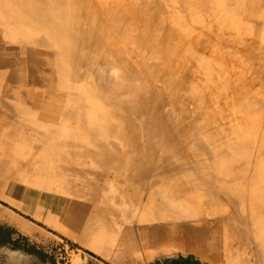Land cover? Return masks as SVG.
<instances>
[{
  "label": "rangeland",
  "instance_id": "rangeland-1",
  "mask_svg": "<svg viewBox=\"0 0 264 264\" xmlns=\"http://www.w3.org/2000/svg\"><path fill=\"white\" fill-rule=\"evenodd\" d=\"M7 1L9 2V0ZM60 1H62V7L56 3L59 10H66L69 13L80 11L82 14L87 15V17L81 16L79 18L86 23L82 22L81 24H74V26L71 27L72 29L69 28V30L66 29L65 32H62L60 29H63L66 26H69L72 22H75L72 20L70 23L69 20L66 21L65 19L64 21L66 22L63 23H66V26L62 24L63 26L60 27L59 23L56 24V34L50 36V34L43 29L45 25H42L40 21H34L36 25H31L28 29L24 28L27 34H18L20 37L21 35H24L28 44L33 46L35 43L38 48H36L37 50L44 51L53 57V69L56 74L54 75V72L48 71V68L50 67L49 65L44 67L41 72V75L44 76L46 80L52 78L54 79L52 84L54 85L53 89H51L49 94L47 93L43 95L34 93L30 95L29 98L23 97L24 101L26 100V105L24 104V113H11L6 110L0 112V227H6L13 231L14 234L12 238L18 242L17 248L11 244H0V264H181L186 259H190L189 261L195 264H209V262L202 259L195 252H183V245L177 248L167 246L162 248H151V246H147L146 242L142 238L146 235V233L143 234L142 231H147L145 228L148 229L149 226L157 225L159 222L157 221L148 224L146 215H150L153 213L152 211L156 212L158 210H153L151 208L146 209L148 210H145L146 213H142V205H134L133 207H129L124 210V213H116L119 211L118 204H122V199H124V197H121L124 190V183L119 180L121 178L113 177V173H108L109 166L106 165V161L109 160L110 156L106 157L105 155L95 159L94 157H84V155L89 154V149H104L108 148L106 146L109 145H121L124 132H121L117 128V121L114 118L112 119V115L121 112L120 109L117 108L127 105L126 101L130 100L129 98L131 95L137 97L136 95L138 92L142 94L143 91H149L153 85L158 84V87L163 88L169 84L167 89H163L166 93H169V89L172 91L173 89L176 91L179 90L178 94L182 97L181 102L183 103L181 108L188 111H194L196 104L199 103V100L193 99V93L186 92L193 86V82L190 79L191 77L192 79L195 78L192 73H195L196 76L201 74L206 79V76L208 77L206 73L211 74L212 72H218L216 69L219 68V73H216V75H220H212L214 79L216 78L215 81H218L219 83L225 79H230L229 81L233 82L231 78H233L236 74L242 73L246 79H251L253 83H255L254 88L250 89L249 93L250 97L252 96L251 98L253 101L258 99L256 102H259L260 98V104L261 99L264 98V47H261L264 46V0H213L211 3L208 2V5L206 3V5L203 4L204 0H132L134 1V4L135 2L138 4L140 3L137 9H132L133 6H128V3L129 5L132 4L129 1H126L123 9L121 11L117 10L115 14L110 17H106L108 14H104L102 9H100V13H98V9L96 7H92L89 3H85L81 0ZM234 1H236V3ZM238 1H241L242 4ZM5 2L6 0H0V14L2 15V21L0 18V32L7 29V21H9L8 19L10 17L1 12L2 10H7L6 8H9L8 3L2 5ZM159 2L161 3L160 5ZM168 3L170 4L169 6ZM176 5H178L180 9ZM222 5L224 8H222ZM191 6L195 10L191 8ZM170 7L172 10L174 9L176 14L170 10ZM186 8H188V10ZM197 8L200 9L198 10ZM182 9L184 11H182ZM124 10L127 12L129 11L131 14V17L126 20L119 17ZM185 10L190 13H186ZM88 11L92 15H88ZM209 11H211L210 13L214 11L213 13L215 15H211L208 13ZM231 11H234V14L236 15L235 21H232V19L231 21L230 19L228 20L229 24L232 23L233 26L228 25L226 20L221 21V19L224 18V15L227 17L233 14ZM180 12H182L181 16ZM200 12L204 13L205 16L216 19L220 22L218 25L221 30H219V32L215 35L217 38L213 35L211 39L209 35L206 37L207 39H205L207 41V47H201L202 49L199 47L201 52L204 50L202 52L204 54V58L208 55H212L213 57V54L216 55V57L218 56V60L213 57L214 62L212 64H214L215 70L209 71L208 68L201 69V67L195 70H190L188 67L186 68L187 73L189 72L188 74L185 73V71L183 77L176 78V73L173 69L167 67L166 65L163 66L165 64L164 55L159 51L150 52V50L147 49H149L148 47L151 41L156 42L155 38H152V36L155 37L157 34L160 36V34L162 35L165 31L171 28L174 31V36L173 34L171 35L172 37L170 38L172 39H170V42L168 41V43L171 44V47H176L179 41L176 38L178 34L175 33V28H173V26H177L179 23L186 21L188 24L186 25L184 23L186 27L185 32L189 31L190 33V29H192L191 25L193 26L196 24L198 26V24H200L199 19L196 18L197 14H194ZM215 12L217 13V17ZM166 13H171L172 18L176 20L171 17H166ZM239 13L242 15L240 16ZM174 14L177 16H174ZM26 15L28 16L29 14L26 13ZM156 15L162 19L158 20ZM100 18H107L108 22L102 21ZM156 18L157 20H154ZM138 19L142 21H139ZM238 19H240L241 22ZM233 22L235 24L238 22V24L235 26ZM246 23H251L250 26L247 24V27L250 28L245 27ZM13 24L16 26H23L21 19L18 18L13 21ZM89 24H92V26ZM252 25L255 28L259 27L261 34L259 29H254ZM88 26L92 28L91 33L87 34L81 32L82 29L87 28ZM156 27L159 28V30ZM227 27L230 28V31ZM252 27L253 29L251 30ZM227 29L229 32L225 31ZM157 30L160 33H157ZM12 31L14 32L13 29ZM220 31L223 33H220ZM257 31L260 35L257 34ZM251 33L253 34L251 35ZM219 34L223 36L219 37ZM232 34L237 37L231 36ZM113 35L116 38L114 42L112 40ZM240 37L242 40L241 42L239 40ZM11 39L13 38L9 36H6L5 39L0 38V44H4L7 50L12 51L17 44H15V39ZM213 39H215V41ZM222 39L224 40L222 41ZM235 40H237V42ZM41 41L49 42L50 45L45 47L39 46V42ZM120 43L125 45L123 50L124 55L118 54L112 49L114 44ZM216 43L218 46H215ZM239 43H241V45ZM259 45L260 48H258ZM215 47H217V49ZM210 51L212 53H210ZM246 51H249L250 53L247 54ZM176 54L177 53L171 52L170 56L167 58L172 61L182 59L183 56L179 54L176 56ZM198 54H193L194 58L191 61L192 66H194L193 63L195 62V59H199L197 57ZM179 56H181V58ZM212 57L209 56L207 59L199 60L206 64H210V62H212L210 61ZM230 61L232 63H230ZM44 62H47V59H45ZM227 62L230 64L229 67L226 68L225 65ZM160 63L161 65L163 64L162 69H160ZM217 63L219 66L216 65ZM129 65H133L134 70L126 74L125 68ZM236 67H238V69ZM221 68L225 69V71ZM56 69H59L61 73L56 72ZM98 69L104 71L106 75L108 73H113L112 76L115 75V81L120 79V82L118 84L113 83L114 81L112 80V82L110 79V77L112 78L111 74H108L109 77H106L105 80L108 88L105 85L99 84L95 73ZM114 70H117L119 73L114 74ZM205 70H207V72H205ZM3 73H5V70L0 68V74ZM229 74H231L230 77ZM165 79L171 83L168 81H166L168 83H165ZM175 79L179 80L176 81ZM205 79L202 83L204 86L210 87L214 83L212 80H209V82L208 79L207 81L209 83L205 82ZM181 81H184L185 84H180ZM4 83L6 85V81L4 82L2 80L1 82L0 80V85H3L2 87L5 86ZM148 84L149 86L152 84V86L149 88V86H147ZM14 88L17 89L16 87ZM187 88L189 89L187 90ZM56 90L59 93H62V95L67 94V96H75L77 98L71 99L70 101H73L72 103L64 96L60 99L58 98L57 100L60 102L57 103L58 101L54 97ZM216 90V93L220 92L221 94H225L222 87H219ZM221 90L223 91L221 92ZM154 98L156 101L159 100L157 94L154 95ZM106 99L110 100V104L106 102ZM16 103L17 101L12 103L6 98L0 99V107H4L6 105L11 107L10 105L12 104L15 107ZM36 103H39L40 105H36ZM239 104L240 103H233L228 106L227 110V107H225L224 112L225 110H229V112L226 113H232L233 116L235 115V119L238 118L233 126L240 125L237 122L239 118H242L240 120H243L244 122L247 121L245 125L243 124L241 126L242 129L230 126L226 121V113L224 114V117L222 115L224 113L222 110L218 112V118H216V122L212 123V125H228L230 135H241L245 132L248 133L246 128L251 131L249 119L252 118V116H246V111H244L242 103V106ZM50 105H60L63 109L67 107L79 109V107L87 106L89 108L88 112L90 113L86 114L88 113L87 111H79L76 115L77 118L71 120H68L67 116H61V119L59 120L65 123L60 125L59 123H54V120L59 122L57 115L51 117V112L48 113L44 111L46 108L50 107ZM255 105L257 104H254L255 109H259L258 107H260V105H257V108ZM163 110L164 109L160 107L159 112H163ZM213 110L216 112L217 107L214 106ZM235 111L236 113H234ZM94 112H96L95 115ZM46 114L52 120H50ZM35 117L36 119H34ZM135 119L138 121L139 116ZM245 119L247 120L245 121ZM253 119L254 118H252L251 121ZM34 120H37V124L40 123L39 120H41V124L39 126L36 123L33 124ZM96 120H99V122ZM100 122V126L103 124L102 127L98 126ZM94 123L98 124H95L97 127L95 128V131L91 133L88 129L94 126ZM166 123L169 125L168 121H166ZM180 123L186 125L187 119L182 118ZM43 124L48 126L49 130H53L50 131L51 133H56L53 135L47 132L48 128ZM52 124L55 126L52 127ZM9 125H11V127ZM21 125L22 127H20ZM104 125L106 127H104ZM35 126L38 130L35 129ZM40 126L41 128H39ZM257 126L252 127L254 129L257 128V131L259 130V132H263V125ZM56 129L59 130L57 131ZM72 129L75 130V133L88 131V135L86 137H80L79 135L72 139V142L78 145L77 147L72 145H70L71 147L69 145L57 146V140H61L68 134L72 133L74 131ZM98 130L103 133H99L100 131L97 133ZM43 131L45 133L44 135H42ZM59 133L62 134L60 135ZM187 133L189 134L190 132ZM146 136L147 134L145 137ZM201 136H196V140L203 143L205 142L204 144L208 146L207 142L204 139L202 140L203 135ZM245 136H241V145L233 153L232 160H234L233 162H236L237 165L242 163L241 157H244L247 153L242 144H248L252 147L254 146L255 148L256 146L258 147L259 145H264V137L259 136L251 138V140L247 134ZM47 137L50 139H47ZM42 138L46 141L47 145ZM143 140L145 139H142V141ZM198 145L200 146L199 143ZM81 147H86L88 152H84ZM240 150H242V153ZM196 152L198 154L200 152H204L209 156V160L215 151L209 148L205 151L197 148ZM260 152L261 151L259 150H255L254 152L252 151L251 154L253 153V156L249 161L250 165L243 163V166H250L249 168L251 169L255 164L258 165L260 157L264 158V150L261 153ZM145 154L148 155L147 158L150 156L152 163L162 164L160 150H156L151 153L146 151ZM184 157H186L185 154ZM229 160L226 159V161H224L225 163L218 165L223 168H227V166L230 165ZM259 165L262 166V169L260 170L264 176V163L263 165ZM247 173L248 172L245 174ZM259 183H264V177L260 178ZM8 186L15 187L21 191V193H19L21 196L19 197H23V195L27 194L26 201H16V199L15 201L13 200V202L10 201L5 194L8 190ZM113 188L114 192L112 190ZM112 208L115 211L110 212L109 210H112ZM139 212L141 213L139 214ZM25 249H31L35 254L27 253ZM213 264L226 263L220 261ZM259 264H264V260H262Z\"/></svg>",
  "mask_w": 264,
  "mask_h": 264
},
{
  "label": "bare ground",
  "instance_id": "bare-ground-1",
  "mask_svg": "<svg viewBox=\"0 0 264 264\" xmlns=\"http://www.w3.org/2000/svg\"><path fill=\"white\" fill-rule=\"evenodd\" d=\"M81 1H84L85 3H89L92 7L93 6L96 7L98 9V13H100L99 10L102 9L104 14H108L106 15V17H110L111 15L115 14L117 10L121 11L123 9V6H125L124 3L126 1H129L132 4V5H129L128 3V6H133L132 9H137L140 4L136 2L134 4V1L132 0H81ZM212 1L213 0H204L203 4L205 3L207 4L208 2L211 3ZM160 2H159V5L161 4ZM234 2L236 3V1ZM238 2L241 3V1H238ZM7 3H8L9 8H6L7 10H2L1 12L7 14L10 17L8 19L9 21H7V25H8L7 29L3 32H0V38L5 39L6 36L12 37L13 39L11 40L15 39L16 40L15 44H17V46H15L14 50L10 51L6 49L4 44H0V68H3L5 70V73L0 74V77H1L0 80L1 82L2 80L4 82L6 81V85L4 83L5 85L4 87H2L3 85L2 86L0 85V99L6 98L10 100L12 103L14 101H17V103L15 107L13 106V104L10 105L11 107H8L9 105L8 106L6 105L7 107L6 106L0 107V112L6 110L8 112L10 111L11 113L12 112L24 113L25 112L24 104L26 100L24 101L23 97L29 98V96L34 93L43 94V95L47 93L49 94L51 92V89H53L54 87V85H52L54 79L52 78V79L46 80L45 77L41 75L42 69L49 65L50 67L48 68V71L54 72V75L56 73L53 69V61H54L53 57H51L50 54L44 51L37 50L38 48L36 47L35 43L33 46L28 44V42H26L27 39H25L24 35L23 36L21 35L20 37V35L18 34H27L25 29L30 28L31 25L33 26L35 24L34 21L36 22L40 21L42 25H45L43 29L46 32H48L51 36V35L56 34V27H57L56 24L59 23L60 24L59 26L62 27L63 26L62 24L64 25L66 24L63 22H66L69 20L71 23V21L74 20L75 21L74 23L72 22L71 24H69V26L65 25L66 26L65 28L60 29L62 32H65L66 29L69 30V28L73 27L74 24H81L82 22L86 23L85 21H82L79 18L81 16L87 17V15L82 14L80 11L69 13L66 10H59L56 3H58L61 6L62 1L60 0H52V1L51 0H9V2L6 0V2L2 5H5ZM169 5L170 4L168 3V6ZM171 7L174 8L173 6ZM171 7H170V10H172ZM191 8L193 7L191 6ZM222 8H224V6ZM74 9H77V8H74ZM186 9L188 10V8ZM172 11L175 12L174 9ZM182 11L184 10L182 9ZM25 12L29 15L27 16ZM122 12L123 13L120 14L119 17L122 18L123 20H126L127 18L131 17V14L129 11L127 12L124 10ZM210 12L211 11H209L208 13ZM213 12L214 11H212V13L210 14L211 15L214 14ZM231 12L233 14L230 13L231 15L229 16L226 15L227 17H225L224 15V18H222L221 21L226 20V23L228 22L229 19L230 21L231 19L232 21H235L236 15L234 14V11H231ZM189 13L190 12H188V14ZM204 13H201V12L194 13V14H197L196 15L197 17L196 16L195 17L199 19L200 24H198V26L196 24H195L196 26L193 25L195 28L191 25L192 29L189 28L190 33L189 31L185 32L186 27L184 23L186 25L188 24V22L186 21L179 23L177 26H173V28H175V33L178 34L176 38L179 41V43L176 47H171L170 46L171 44L168 43V41L170 42V39H172L170 38L172 37L171 35L174 33L172 28L165 31L162 35L160 34V36L158 34L155 37L152 36V38H155L156 42L151 41L148 47L149 49L147 50H150V52L159 51L160 53H162L164 55V62H165V64L164 65L162 64V65L163 66L166 65L167 67L173 69V71H175L176 73V78L183 77L184 74L187 73L186 68L188 67L190 70H195L199 67H201V69L208 68L209 71L215 70L214 64H212L214 62L213 57L218 60V56L216 57V55L214 54H213V57L212 55H208V56L206 55L207 57L209 56L212 57L210 59V61L212 62L209 61L210 64H206L203 61L199 60V59H202V60L207 59V57L204 58V54L202 53L204 50L201 52L200 48L207 47V44H206L207 41L205 40L207 39L206 38L207 36L210 35L212 39V36L213 35L215 36L219 32V30H221L218 25V23L220 22H218V20L216 19L205 16ZM87 14L92 15L89 11L87 12ZM175 14L174 16H177ZM181 14L182 12H180V16ZM239 15L241 16L242 14L239 13ZM156 17L158 18V20L162 19L158 17V15H156ZM166 17L172 18L171 13H168V14L166 13ZM216 17H217V13H216ZM0 18L2 21L1 14H0ZM17 18L21 19L23 26H16L15 24H13V21L16 20ZM157 18L154 20H157ZM65 19L66 21H64ZM100 20L108 22L107 18H100ZM138 20L142 21L140 19ZM238 20L241 22L240 19ZM227 24L232 25V23L229 24V22ZM236 24H238V22ZM247 24L248 23H246V26L244 24V26L247 27ZM250 24H248V26H250ZM89 25L92 26V24H89ZM253 27L251 28V30L253 29ZM247 28H250V27H247ZM12 29L14 30V32L12 31ZM157 29L159 30V28ZM228 29L230 31V28ZM228 29L225 31L229 32ZM254 29H259V27L258 28L254 27ZM91 31H92V28L90 26L81 30V32L87 33V34L91 33ZM221 32L222 31H220V33ZM259 32H260V29H259ZM259 32L257 34H259ZM157 33H160V32L158 31ZM252 34L253 33H251V35ZM221 36L223 35L219 34V37ZM231 36L234 37L235 35L232 34ZM241 37L239 39L240 42L242 41ZM224 39H222V41ZM112 40L113 42L116 40L114 35L112 36ZM213 40L215 41V39ZM235 41L237 42V40ZM39 44H40L39 46H43V47L50 45V43L46 41H41L39 42ZM239 44L241 45V43ZM216 45L217 43L215 44V46ZM261 47H264V46H261ZM124 48H125V45L122 43L114 44L112 46V49L116 53L122 54V55H124L123 54ZM215 48L217 49V47ZM258 48H260V45L258 46ZM171 52L177 53L176 56L178 54L183 56L182 59H178L176 61L169 60L167 57L170 56ZM197 52L198 53L200 52V53L198 54ZM195 53L198 54L197 57L199 59H195V62L193 63L194 66H192L191 61L194 58L193 54ZM210 53L212 52L210 51ZM246 53L249 54L250 52L246 51ZM181 56L179 57L181 58ZM45 59H47V62H44ZM230 63L232 62L230 61ZM230 63L229 62L226 63L225 65L226 68L229 67ZM162 65L160 63V66H161L160 69H162ZM216 65H218V63ZM236 68L238 69V67ZM56 70H57L56 72L61 73L59 69H56ZM133 70H134L133 65H129L128 67L125 68L126 74H128L129 72H132ZM216 70H218V72H215V73L212 72L211 74L209 73L210 75L206 73V75H208V77L206 76V79L201 74L199 76H196L195 73H192V75L194 74V78H195V79H192L191 77L190 79L193 82L192 83L193 86L189 91H186V92L193 93L194 94L193 99L199 100V103L196 104V108L194 111H188L186 109L181 108V105L183 103L181 102L182 97H180V95L178 94L179 90L176 91L173 89L172 91L169 89V93H166L163 91L164 88L167 89L169 84H167L168 86L163 87V88L158 87L157 86L158 84L153 85V86L151 84L150 86L152 87L150 88L148 84L147 86H149L150 88L149 91H143L142 94L138 92L136 95L137 97L131 95V97L129 98L130 100L126 101L127 105H123L122 107L120 106L117 108V109H120L121 112L112 115V119L114 118L117 121L116 123L117 128L121 132H124V137L121 140V145H118V146L109 145V146H106L108 148H104V149H99V148L89 149V154L84 155V157H90V158L94 157L95 159H97L98 157H103L105 155L106 157L110 156L109 160L106 159L107 160L106 165L109 166L108 173H113V177L121 178L119 180L124 183L123 184L124 190L121 196V197H124V199H122L123 200L122 204L121 203L118 204L119 211H117L116 213H120V214L124 213V210H126L129 207H133L134 205L136 206L142 205L141 206L142 213L145 212L146 209H151V208L153 210L154 209L158 210L156 211L157 213L152 211L153 213H151L150 215H146V220L148 221V224H151L157 221L159 222V224L157 225L149 226L148 229L145 228L147 231H142L143 234L146 233V235H144L142 238L146 242L147 246H151V248H162L164 246L177 248L183 245L184 247L183 252H188V251L195 252L202 259L209 262V264L218 263L220 261L225 262L226 264H259L262 262V260H264V183L263 184L259 183L260 178L264 177L260 170L262 169L261 168L262 166L259 165V164L263 165L264 158L260 157V159L258 160L259 164L258 165L255 164L254 167L251 169L249 168L250 166L249 167L243 166V163L250 165L249 161L251 160L253 156L252 155L253 153L251 154V152L252 151L254 152L255 150H259L262 152L264 150V145L263 146L259 145L258 147L255 145L256 146L255 148L254 146L252 147L251 145H248V144L246 145L242 144L243 148L247 151L246 155H244V157L243 156L241 157L242 163L237 165L236 162H233L234 160L232 159H233L234 151H236L241 145V140H242L241 138L244 137L246 134L247 136L250 137V139L256 138L259 136L264 137V121H263L264 119L263 117L264 116V104H263L264 98H262L263 100L261 99L260 104H259L260 98H259V102H256L258 99L253 101V99L251 98L252 96L250 97L249 90L254 88L255 83H253L251 79H246L242 73H239V71H238L239 74H236L234 75L233 78H231L233 82L229 81L230 79L228 80L225 79L219 83L218 81H215L216 78L214 79V77L212 76L213 74L216 75V73L217 74L219 73V68H217ZM222 70L225 71V69H222ZM205 72H207V70H205ZM95 73H96L98 83L101 85H105L108 88L107 82L105 80H106V77H109L108 74L110 75L111 73H108L106 75V73L102 71L101 69L96 70ZM115 73L117 74L119 72L117 70H114V74ZM219 75H216V76H219ZM230 75L231 74H229V77ZM114 76H112L113 79L111 77L110 79L111 81L112 80L114 81V82L112 81L113 83L118 84L120 82V79H118V81H115ZM172 78H175V77H172ZM204 79H205V82L212 80V82L214 83L210 87L204 86V84H202ZM175 80L178 81L179 79L178 80L175 79ZM164 81L165 83H168V82L171 83L167 79H165ZM182 83H184V81L180 82V84ZM14 87H16L17 89H15ZM186 87H189V86H186ZM219 87L223 88V90L225 91V94H221L220 92L218 93L215 92V90L218 89ZM188 89L189 88H187V90ZM223 90H221V92ZM56 92L55 94L53 93L56 100L64 96L65 98L67 97L69 101L71 99L77 98L75 96L74 97L67 96V94L62 95V93H59L57 90ZM155 94H157L159 97L158 101H156V99L154 98ZM28 98L27 100L29 101ZM59 102L60 101H58L57 103ZM70 102L73 103V101H70ZM106 102L110 104V100L106 99ZM233 103L235 104L240 103L239 105H241L242 103L244 111H246V116L248 117L252 116V118H254L252 121H251L252 118L249 119L250 122L248 121L251 124V128H250L251 131L247 130V128L244 127L246 128V131L248 133L244 131L245 133L243 132L244 134H241V135H234V134L230 135L229 134L230 131H228V128H229L228 125L227 126L226 125L218 126L217 124L214 126L212 125V123L216 122L217 120L216 118H218L217 116L218 112L221 110L224 112V108L227 107L226 108L227 110L228 106L232 105ZM38 104L36 103V105ZM254 104L260 105V107H258L259 109H255ZM51 105L50 107L46 108L44 111L48 113L51 112V117L57 115L58 120L61 119L60 118L61 116L62 117L67 116L68 120L75 119L77 118L76 116L77 112L79 111L88 112L89 111V108L87 106L79 107V109H74L72 107H67L63 109L62 107H60V105H53V106ZM257 105H255L256 108H257ZM214 106L217 107L216 112L215 110H213ZM160 107L164 109L163 112L162 111L159 112ZM90 110H93V109H90ZM226 110L222 114L223 116L226 112H229V110L228 111ZM89 113L90 112L86 114H89ZM95 113L96 112H94V115ZM234 113H236V111ZM130 114H133V115H130ZM138 116H139V119L137 121L135 118ZM234 116L232 115V113L230 114L226 113L227 123L234 128L235 127L241 128V126L243 124L245 125V123L247 122L246 121L247 119H245L246 122H244L243 120H240L242 118H239L237 122L240 125L233 126L236 120L238 119V118L235 119ZM182 118L187 119L186 125L183 123H180ZM34 119H36V117ZM36 121L37 120H34L33 124L36 123ZM96 121L99 122V120H96ZM166 121L169 122V125L166 123ZM39 122L40 123L38 124L36 123L38 126L41 124V120H39ZM54 123L55 124L59 123L61 125V124H64L65 122L61 120H59V122L57 120H54ZM95 124L96 123L93 124L94 126L91 125L92 127H90L88 131H90L91 133L95 131V128L97 127L95 126ZM25 125H28V124H25ZM100 125H101V122L99 123L98 126ZM257 125H263V128H262L263 132H259V130L257 131V128L254 129L252 127V126H257ZM9 126L11 127V125ZM44 126L48 128V126L46 125ZM53 126L55 125L52 124V127ZM20 127H22V125ZM104 127L106 126L104 125ZM39 128H41V126ZM35 129H37L36 126H35ZM51 130H49L48 128L47 132L54 135V133L56 132L51 133L50 132ZM75 130L68 135L66 133L67 136H65L63 139L61 140L58 139L56 143L57 146L58 145L59 146L72 145L74 147H77L78 145L73 143L72 139L75 136H79V135L80 137H86L88 135V131H84L83 133H79V132L75 133ZM99 131L100 130H98L97 133ZM101 132L102 131H100L99 133ZM187 132H190L191 134L190 133L188 134ZM44 134L45 133L43 131L42 135ZM59 134L61 135L62 133H59ZM146 134L147 136L145 137ZM201 135H203L202 140L204 139L207 142L208 146L204 144L205 142L203 143L201 141L196 140V136H201ZM47 139H50V138L47 137ZM142 139H145V140L142 141ZM45 140H46V137H45ZM44 142L46 143V141ZM198 143L200 144L201 147L198 145ZM253 145H254V142H253ZM197 148L202 149L203 151L209 148V149H213L215 152H213V154L211 155V158L208 160L209 156L206 155L204 152L203 153L200 152L198 154L196 152ZM81 149H83L84 152L86 153L88 152V149H86V147H81ZM156 150H160L161 152L162 164L152 163L150 156L147 158L148 155L145 154L146 151L151 153ZM241 151L242 150H240V152ZM184 154L186 157H184ZM190 158H191V161H190ZM226 159L227 160L230 159L229 160L230 165L227 166V168H223L220 165L222 163H225L224 161H226ZM246 172L248 173L245 174ZM8 187H7L8 190L7 192H5V194H6V197L10 201L13 202V200L15 201V199L16 201L18 200L26 201L27 194L23 195V197H19L21 196L19 194L21 193V191H19L15 187H9V188ZM112 190L114 192V188ZM117 190L120 191L119 189ZM21 198H24V199H21ZM109 211L113 212L115 210L112 208V210H109ZM140 213L141 212H139V214Z\"/></svg>",
  "mask_w": 264,
  "mask_h": 264
},
{
  "label": "trees",
  "instance_id": "trees-1",
  "mask_svg": "<svg viewBox=\"0 0 264 264\" xmlns=\"http://www.w3.org/2000/svg\"><path fill=\"white\" fill-rule=\"evenodd\" d=\"M13 231L6 227H0V244H11L17 248V241L13 240ZM27 253L35 254L31 249H25Z\"/></svg>",
  "mask_w": 264,
  "mask_h": 264
},
{
  "label": "flooded vegetation",
  "instance_id": "flooded-vegetation-1",
  "mask_svg": "<svg viewBox=\"0 0 264 264\" xmlns=\"http://www.w3.org/2000/svg\"><path fill=\"white\" fill-rule=\"evenodd\" d=\"M190 259H186L185 261H183V263H181V264H195V263H192L191 261H189Z\"/></svg>",
  "mask_w": 264,
  "mask_h": 264
}]
</instances>
